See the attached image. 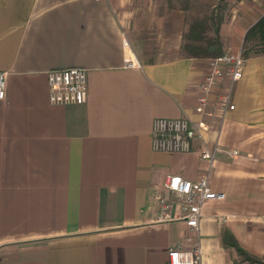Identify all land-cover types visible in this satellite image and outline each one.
<instances>
[{
  "label": "crops",
  "instance_id": "crops-1",
  "mask_svg": "<svg viewBox=\"0 0 264 264\" xmlns=\"http://www.w3.org/2000/svg\"><path fill=\"white\" fill-rule=\"evenodd\" d=\"M185 1L0 0V264H169L176 247L240 264L226 231L264 256V53L244 56L243 77L221 81L210 114L198 113L210 59L182 55L195 20ZM255 23L230 34L220 24L225 52L243 53ZM69 66L88 69V100L52 104L46 72ZM228 93L235 108L223 111ZM158 117L208 127L190 152L155 151ZM171 174L208 175L226 195L195 233L160 220L154 190Z\"/></svg>",
  "mask_w": 264,
  "mask_h": 264
},
{
  "label": "built area",
  "instance_id": "built-area-1",
  "mask_svg": "<svg viewBox=\"0 0 264 264\" xmlns=\"http://www.w3.org/2000/svg\"><path fill=\"white\" fill-rule=\"evenodd\" d=\"M124 46L129 41L124 39ZM136 61L126 59V65L136 66ZM245 57L242 52L226 51L223 55L209 60L210 70L199 85V95L195 110L202 114H210L208 106L210 94L215 86L223 80L234 83L244 75ZM49 86V101L55 105H80L88 100V69L82 66L53 68L46 72ZM7 73L0 71V100L7 97ZM222 110L234 109L230 93L219 99ZM204 119L192 122L185 117H158L153 123L152 146L155 151L190 152L194 141L207 129ZM203 159H214V152H201ZM226 195L216 191L208 175L197 180H190L178 174L168 175L161 185H156L153 198L160 209V220L184 221L190 233L200 227L204 207L214 201L224 200ZM177 210L178 214H174ZM190 239V238H189ZM169 264H202L198 249L176 247L168 252Z\"/></svg>",
  "mask_w": 264,
  "mask_h": 264
},
{
  "label": "trees",
  "instance_id": "trees-1",
  "mask_svg": "<svg viewBox=\"0 0 264 264\" xmlns=\"http://www.w3.org/2000/svg\"><path fill=\"white\" fill-rule=\"evenodd\" d=\"M208 15L204 19H195L184 35V43L182 47V55L187 57L200 58H217L224 54V43L220 38V22H213L210 27H207ZM264 42V15L248 29L246 33L245 43L243 46L244 56H249L251 51H247V43L249 41ZM264 53V50H254V54ZM224 244L234 247L238 255L244 261L250 263L260 262V259L246 251L240 246L232 233L226 231L224 234Z\"/></svg>",
  "mask_w": 264,
  "mask_h": 264
},
{
  "label": "rangeland",
  "instance_id": "rangeland-1",
  "mask_svg": "<svg viewBox=\"0 0 264 264\" xmlns=\"http://www.w3.org/2000/svg\"><path fill=\"white\" fill-rule=\"evenodd\" d=\"M191 4L192 19H204L208 15L207 27L220 22L227 34L242 33L264 15V0H191ZM254 50H264V42L249 41L247 51L253 54ZM258 258L260 262L241 261L240 264H264V256Z\"/></svg>",
  "mask_w": 264,
  "mask_h": 264
}]
</instances>
